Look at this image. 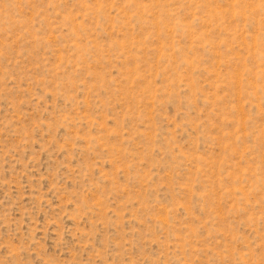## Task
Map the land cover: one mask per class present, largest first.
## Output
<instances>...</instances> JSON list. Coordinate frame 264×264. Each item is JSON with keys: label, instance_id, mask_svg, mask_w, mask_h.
<instances>
[{"label": "rangeland", "instance_id": "rangeland-1", "mask_svg": "<svg viewBox=\"0 0 264 264\" xmlns=\"http://www.w3.org/2000/svg\"><path fill=\"white\" fill-rule=\"evenodd\" d=\"M0 264H264V0H0Z\"/></svg>", "mask_w": 264, "mask_h": 264}]
</instances>
